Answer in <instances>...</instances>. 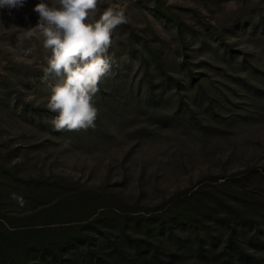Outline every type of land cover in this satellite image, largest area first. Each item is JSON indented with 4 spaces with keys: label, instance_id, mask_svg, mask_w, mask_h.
<instances>
[{
    "label": "rangeland",
    "instance_id": "1",
    "mask_svg": "<svg viewBox=\"0 0 264 264\" xmlns=\"http://www.w3.org/2000/svg\"><path fill=\"white\" fill-rule=\"evenodd\" d=\"M38 2L0 9V264H46L34 252L60 237L78 245L48 264H92L86 235L101 264L124 247L135 264H151V248L178 264L171 253L184 241L158 229L175 197L217 192L225 177L227 203L264 200V0H102L99 12L118 5L128 23L112 33V68L87 131L51 123L47 100L61 78H44L51 53L24 35ZM42 229L51 231L21 233Z\"/></svg>",
    "mask_w": 264,
    "mask_h": 264
},
{
    "label": "clouds",
    "instance_id": "2",
    "mask_svg": "<svg viewBox=\"0 0 264 264\" xmlns=\"http://www.w3.org/2000/svg\"><path fill=\"white\" fill-rule=\"evenodd\" d=\"M26 0H0V9L19 10ZM102 0H39L33 7L37 23L25 31V38L43 41L50 52L44 78H61L51 90L47 108L55 113L51 121L57 131H87L96 127L99 110L95 98L99 85L112 68L108 49L112 33L128 23L125 10L113 5L99 12ZM99 12V17L96 14ZM31 49L25 50L29 54ZM23 207V197L12 195Z\"/></svg>",
    "mask_w": 264,
    "mask_h": 264
},
{
    "label": "trees",
    "instance_id": "3",
    "mask_svg": "<svg viewBox=\"0 0 264 264\" xmlns=\"http://www.w3.org/2000/svg\"><path fill=\"white\" fill-rule=\"evenodd\" d=\"M220 178L223 180L218 183L219 189L217 192L219 194L216 191L198 187L189 194L184 193L181 199L178 196L175 197L169 205L170 207L163 209L160 213L159 231L164 232L163 227H165L170 238L174 236L173 240L175 242L183 240L185 243L183 246L177 244L176 248H182V250L173 252L171 255L178 261V264H264V200L260 201L259 197L249 198V196L242 194L239 198L240 195H235L236 199H233L236 201L228 199L232 201V204H229L226 202L227 200H224L223 192L230 186L232 181H227L225 177ZM249 178L250 176L247 177V179ZM76 201L81 200L74 197L73 205ZM105 206H97L91 211L89 210V214L82 220L91 218L95 209L102 208L101 211L106 212ZM222 207L225 208L223 214H221ZM121 211L125 215L126 210ZM170 219L173 220L172 224ZM216 221L222 226L220 233H215V229H213L214 233L211 230V225L215 224ZM96 223V219H91L86 226L93 225L95 227ZM48 230L51 231V229H42L21 233L25 235L32 232L31 234L35 236H43L46 235V232L50 233ZM93 238L94 236L86 235L81 241L86 243L87 256H89V260L92 258L91 263L101 264V253L91 247ZM59 240H61V237L58 241L48 243L49 246L47 247L43 244L38 245L36 252H34L39 256L37 258H41L46 264L51 259L59 258L63 261L61 249L78 245L74 242L76 239L71 242L67 240L65 243ZM5 244L9 249H14L13 247H17L19 244L23 247V241L12 244L6 242ZM130 244L139 250L138 255H144L145 250L140 248L141 244L139 242L130 240ZM186 244L188 245L186 246ZM191 245L195 246L194 250L191 249ZM50 249L53 255L48 253ZM116 249H114V252ZM150 250L151 264H165L156 249L151 248ZM111 251L109 250L108 255L111 254ZM126 252V247L117 250L116 255H118L117 257L115 255L111 262L115 264H135L136 259ZM83 264H86V262Z\"/></svg>",
    "mask_w": 264,
    "mask_h": 264
}]
</instances>
